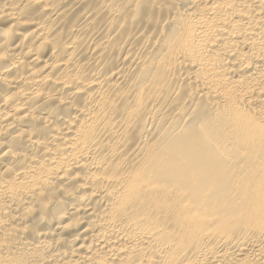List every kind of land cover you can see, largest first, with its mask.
I'll list each match as a JSON object with an SVG mask.
<instances>
[{"label": "bare ground", "instance_id": "1", "mask_svg": "<svg viewBox=\"0 0 264 264\" xmlns=\"http://www.w3.org/2000/svg\"><path fill=\"white\" fill-rule=\"evenodd\" d=\"M0 264H264V0H0Z\"/></svg>", "mask_w": 264, "mask_h": 264}]
</instances>
